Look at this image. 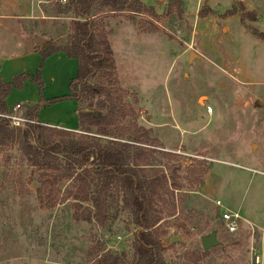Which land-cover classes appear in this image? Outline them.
Listing matches in <instances>:
<instances>
[{"label": "rangeland", "instance_id": "obj_1", "mask_svg": "<svg viewBox=\"0 0 264 264\" xmlns=\"http://www.w3.org/2000/svg\"><path fill=\"white\" fill-rule=\"evenodd\" d=\"M204 1L198 7L193 3L182 7L179 16L175 7L157 22L142 16V27L152 24L170 43L156 36L136 41L123 19H117L119 15L106 29L120 85L137 94L150 116L152 132L163 143L157 141L158 150L165 153L164 148L182 144L170 152L173 160L157 155L165 165L156 169L165 177L164 188L156 187L157 196L174 203V210L157 205L163 212L159 232H167L165 262L254 264L258 256L259 264H264V0ZM53 5L54 1L20 0L12 8L0 0V14L53 17ZM231 9L234 14L226 16ZM34 22L23 25L31 39L66 41L68 27L59 26V35L48 37L44 32L52 24L44 27ZM186 98L194 102L188 118L181 120L178 99ZM126 100L132 102L131 97ZM169 106L172 119L167 114ZM143 118L140 114L138 122L147 126L145 114ZM174 124L185 132L174 130ZM198 165L211 167L206 190L212 200L192 195L199 186L188 182V175ZM36 178V170L22 162L16 144L0 150V264H86L99 247L128 251V235L104 241L105 226L74 221L70 199L55 209L41 208ZM70 187L65 183L59 191L65 193ZM223 211L239 216L235 233L222 225ZM211 232H216L219 245L203 252L200 238ZM174 237L180 242L170 243ZM191 257L196 263L187 260Z\"/></svg>", "mask_w": 264, "mask_h": 264}, {"label": "trees", "instance_id": "obj_2", "mask_svg": "<svg viewBox=\"0 0 264 264\" xmlns=\"http://www.w3.org/2000/svg\"><path fill=\"white\" fill-rule=\"evenodd\" d=\"M51 1L55 16L69 19L67 39L63 44H44L40 54L44 59L63 52L76 61V77L69 83L68 95L51 102L70 99L78 103L79 132L56 130L36 122L38 105L25 110L29 123L24 127H13L1 117L6 114L4 99L11 86L18 87L21 78H17L11 85L0 82V150L16 144L22 162L36 170L35 192L41 208L55 209L70 199L73 220L105 226L104 241L120 234L130 237L127 252L99 247L86 264H167L163 257L167 232H159L163 212L157 205L163 204L164 209L172 206L174 210V203L157 196L156 187L163 189L165 185V177L156 170L165 165L157 155L166 161L175 156L161 153L151 130L139 124L137 96L118 83L105 30V20L119 15L137 23L142 32L155 33L152 24L142 27L140 21L145 15L157 22L159 16L138 0H67L63 5ZM175 7L179 16L180 0H170L163 16ZM232 10L226 16H232ZM36 81L40 89L38 72ZM130 97L132 102L126 100ZM198 166L190 171L188 182H198L200 189L209 167ZM65 183L71 187L61 194L59 187ZM173 187L178 190V185ZM187 260L196 263L195 258Z\"/></svg>", "mask_w": 264, "mask_h": 264}, {"label": "crops", "instance_id": "obj_3", "mask_svg": "<svg viewBox=\"0 0 264 264\" xmlns=\"http://www.w3.org/2000/svg\"><path fill=\"white\" fill-rule=\"evenodd\" d=\"M49 1L51 0H38V3L45 4L48 3ZM138 1L142 2L148 7H152L156 15L162 16L166 10L167 3L170 0H138ZM180 1L182 2L183 8H185V6H188L191 3H193V6L198 7L200 6L201 1L205 2L204 0H180ZM5 2L6 4L12 6V8L14 6L20 5V0L19 1L10 0L8 2L5 0ZM26 12H28V10ZM197 18L198 16L196 12L194 17L195 21L198 20ZM111 19H115V18H109L105 20V30L107 36H108V32L106 26L108 25V22ZM117 19H123L125 23L124 27L128 28L131 37L138 42H141L142 39L145 37H153V36L161 37L162 39H164V41L168 40V43L172 41L171 39L169 40L167 37H165V35L160 36L159 32H155V33L142 32L139 29L137 23H134L130 20H126L122 16H118ZM30 20H35L36 22L34 23L36 25L37 24L45 25L44 27H46V25H49L50 27L52 24L53 28L51 27L48 30L46 29L44 32V34L48 37L52 36L53 34L56 35L58 32H60L58 29L59 26L68 27L69 24L68 18L45 16L44 14H41V16H34L32 14L31 17H29L28 14L15 15L6 12L4 14H0V82L2 84L11 85L14 83V81L17 78H21L20 81H18V87L12 85L9 95L4 99L6 112L13 105L19 104L21 106L20 112L22 111L23 113L22 115H24L25 110L27 108L32 107L34 105H38L39 109L37 111V115L35 119L36 122L48 128L78 133L79 132V126L77 121V113L79 108L78 103L70 99H63L56 102H51L52 100L61 99L68 95L69 83L73 78L76 77L77 63L75 60L67 57L63 52L52 53L51 55L43 59L40 54V49L44 44L50 42V39L43 40L42 42L39 41L37 42V40L31 39L32 36L30 34H27V32H24V26H23L28 24V21ZM162 29L165 30V28L163 27ZM57 35H59V33ZM51 41L60 44L59 43L60 40L58 39L52 38ZM109 43H110V39H109ZM1 47L3 50L1 49ZM112 53L116 66V56L113 50ZM182 54L184 53L183 52L179 53V55ZM37 72L39 73L40 82L42 85L40 89L36 81ZM116 72H117L118 83L120 85L121 78H120V74L118 73L117 66H116ZM186 76L187 75H185V77ZM131 93L136 94L135 92H131ZM137 99H138V108L140 110V114L142 115V118H143V114H145V116L147 117V120H144L147 126L144 127L149 128L152 132L153 127L150 126V116L148 115L147 111L140 106V101L138 97ZM178 100L180 102L179 115L181 117V120L182 119L184 120V118H188L189 108L191 104H193L194 99L186 98V99H178ZM188 103H190V105H188ZM167 111H168L167 114L169 115V119H172L174 116V112L170 106L168 107ZM173 129L179 131L180 134L185 132L182 131V129L176 124L173 125ZM151 136L160 143H162L157 137H155L153 132L151 133ZM173 148H178V149L182 148L181 142L179 141L177 145L172 146L171 148L167 147V149L166 148L164 149L165 151L173 152L176 150ZM210 172H211V167L209 166V169L205 174L202 186L197 192L192 193V195L196 196L197 198H201L206 201L209 199L212 200L213 198L210 193V190H206V186H207L206 182L211 174ZM249 224L254 225L252 222Z\"/></svg>", "mask_w": 264, "mask_h": 264}, {"label": "built area", "instance_id": "obj_4", "mask_svg": "<svg viewBox=\"0 0 264 264\" xmlns=\"http://www.w3.org/2000/svg\"><path fill=\"white\" fill-rule=\"evenodd\" d=\"M60 4H65L67 0H58ZM21 106L19 104L13 105L9 108L5 115L1 116L10 121L13 127H24L28 120L20 112ZM208 112H211V108H208ZM217 208H222L219 201L215 202ZM220 221L228 233H234L237 230V223L239 222V216L237 214H231L229 211H223L220 216ZM260 260L258 256L254 258V264H259Z\"/></svg>", "mask_w": 264, "mask_h": 264}, {"label": "water", "instance_id": "obj_5", "mask_svg": "<svg viewBox=\"0 0 264 264\" xmlns=\"http://www.w3.org/2000/svg\"><path fill=\"white\" fill-rule=\"evenodd\" d=\"M180 242L178 237L171 238L170 243ZM200 244L203 252H207L219 245L216 238V232H211L210 234L204 235L200 238Z\"/></svg>", "mask_w": 264, "mask_h": 264}]
</instances>
